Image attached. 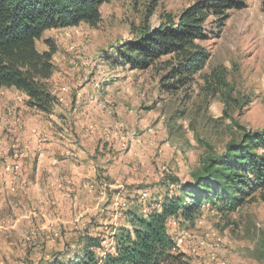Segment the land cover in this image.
I'll return each mask as SVG.
<instances>
[{
    "label": "rangeland",
    "instance_id": "obj_1",
    "mask_svg": "<svg viewBox=\"0 0 264 264\" xmlns=\"http://www.w3.org/2000/svg\"><path fill=\"white\" fill-rule=\"evenodd\" d=\"M201 1L204 0H107L100 7L101 19L95 27L80 24L43 33L36 47L39 52L48 50L49 44L56 49L53 63L58 77L51 92L56 91L57 103L63 102L64 96L71 100L67 119L72 114L112 120L110 132L126 147L125 153L132 150L127 157L132 161L125 166L136 172L132 182L121 184L119 189L110 186L105 198L99 196L89 220L85 216L74 224L77 231L63 230V225L51 229L53 219L46 216L50 234L45 238L38 236L39 230L22 232L28 230L25 224L32 223L31 218L22 220L19 226L15 220H1L4 224L0 231L19 227L20 234L0 235V264H48L76 250L82 233L103 239L102 246L110 249L109 228L123 223L124 212L139 200L140 194L148 192L149 203L161 200L176 189L163 185L168 180H191L203 160L222 154L225 145L237 138L242 129L254 132L264 128V17L260 0H246V7L229 13L221 26L212 24L213 18L207 20L211 34L202 44L208 54L207 62L201 72L185 84H176L173 90L164 87L178 80L168 79L170 57L161 58L144 71H131L128 66L115 68L103 59L114 52L116 45L134 39L142 28H158L166 17L176 21L184 10ZM85 91H89L88 95ZM7 94L5 98L21 102L14 92ZM62 114L53 116L56 128L59 127L54 122L64 118ZM126 134L138 142L122 141L121 136ZM4 136L10 141L6 145L2 144ZM15 139L11 130L0 134V181L5 180L4 176L17 180L23 174L26 150L24 158L17 161V174L3 170L11 156L5 151L7 157L2 159V149L22 148ZM136 150L143 155L138 157ZM141 162L139 173L136 163ZM136 174L140 177L135 181ZM103 183L107 182L103 181L102 186ZM16 198L22 204L16 203L18 207L24 208L26 201ZM5 200L14 204L13 196ZM137 206L143 207L142 203ZM5 217L6 213H0V218ZM97 218L109 220L100 225L94 223ZM172 226L175 234L183 238L179 250L189 255L184 264H264V202L257 195L232 213H219L204 205L192 224L180 219ZM98 228L101 229L95 231ZM19 239L38 244L33 247L35 250L26 245L23 250ZM2 243L6 245L2 247Z\"/></svg>",
    "mask_w": 264,
    "mask_h": 264
},
{
    "label": "trees",
    "instance_id": "obj_2",
    "mask_svg": "<svg viewBox=\"0 0 264 264\" xmlns=\"http://www.w3.org/2000/svg\"><path fill=\"white\" fill-rule=\"evenodd\" d=\"M107 0H0V92L14 89L25 105L50 116L57 98L49 83L56 49L43 52L36 44L43 33L86 24L95 27L100 7ZM246 0H204L187 8L174 21L166 17L158 28H142L134 39L116 45L103 59L112 67L131 71L149 69L163 57H170V91L204 68L208 54L202 44L211 32L207 20L221 26L229 13L246 7ZM264 17V0H260ZM48 44V43H47ZM181 183L172 178L163 185L176 186L161 200L133 202L124 212L127 228L115 229L110 249L99 237L82 236L76 250L48 264H184L185 255L175 247L173 223L182 219L192 224L204 205L219 213H232L256 195L264 202V128L241 131L220 155L206 157L198 172ZM173 189V188H172ZM148 201V206L145 203ZM142 203V208L137 204Z\"/></svg>",
    "mask_w": 264,
    "mask_h": 264
},
{
    "label": "crops",
    "instance_id": "obj_3",
    "mask_svg": "<svg viewBox=\"0 0 264 264\" xmlns=\"http://www.w3.org/2000/svg\"><path fill=\"white\" fill-rule=\"evenodd\" d=\"M61 62L63 64L65 61ZM53 65L54 73L49 81L50 85H54L58 77L56 66L54 63ZM9 92L19 95L21 102L5 98V94L8 95ZM87 93L89 91L84 92L88 95ZM54 95L56 96V91ZM84 98L87 96L84 95ZM25 101V97L14 89H3L0 92V132L11 130L17 136L15 142L20 143L21 149L27 152L26 160L23 162V174L17 180L4 176L1 169L5 180L0 181V213H6L7 217L0 218V220H15L18 224L24 219L31 218L29 222L32 223L25 224V229L28 228V230L22 232L39 230L41 233L38 236L42 235L45 238L48 233L50 234V229L46 227L48 223L46 216L53 219L51 229L63 225V230L77 231L78 227L74 224L80 218L83 220L85 216L88 221L93 211L96 210L103 181L115 189L122 188L123 183L127 185V182H132V175L135 174L136 169L125 166V163L132 161L131 158L127 159L132 150L125 153L126 147L120 144L116 136L110 132L113 125L112 120L106 117L93 119L88 116L83 117L84 115L72 116L70 114L71 118L67 119L66 113L71 103L67 96L63 97V102H59L53 114L48 117L29 109ZM57 112H63L62 115H64V118L61 116L54 122L59 128H56L52 121ZM4 139L2 140L3 145H6L7 141L10 142L6 136ZM7 148L6 146L2 149V159L7 157L5 151L10 153V148L8 150ZM136 151V155L139 154L138 157L143 155L141 151ZM138 165H142V162L136 163L137 172L140 173L142 168ZM135 176L136 181L139 174ZM18 191L21 193L17 194ZM9 196H13L14 204L10 201L6 202L5 199ZM17 196L26 201L22 209L16 204L22 205L17 200ZM157 199L160 200V198ZM26 206L27 209H25ZM94 214L97 215L98 212ZM104 215L107 216V214ZM108 220L109 218L103 222V219L97 218L94 223L105 225ZM122 222L124 224L115 226L127 228L124 218ZM109 223L111 224L112 220ZM18 228L0 231V235L4 237L20 234ZM117 228L110 227L109 229L113 234ZM99 229L101 228L95 231ZM175 231L174 227L170 234H175ZM84 235L81 234V236ZM19 241L24 244L23 250L25 245L29 250H35L33 247L38 244V242H26L23 239ZM109 243H112L111 238H109ZM1 245L3 247L6 243ZM179 251L185 255V259L189 258L187 252Z\"/></svg>",
    "mask_w": 264,
    "mask_h": 264
},
{
    "label": "built area",
    "instance_id": "obj_4",
    "mask_svg": "<svg viewBox=\"0 0 264 264\" xmlns=\"http://www.w3.org/2000/svg\"><path fill=\"white\" fill-rule=\"evenodd\" d=\"M119 127H121V125H119ZM121 140L124 141V140H128L130 142L132 141H135V142H138L133 135H130V134H126L125 136H121ZM10 156H11V160H6L5 161V165H4V171L6 173H9V174H17L20 170V166L19 164L17 163L18 160L24 158L25 156V151L20 149V148H17L16 146H11L10 148ZM110 186L107 184V183H103V186H102V189H101V194L100 196L105 198V192L107 189H109ZM147 198V193L146 192H143L142 194H140V197H139V200L143 201ZM4 223L0 220V229L2 228L1 226L3 225ZM104 243V242H103ZM174 244H175V247L177 249L180 248V246L183 244V238L181 236H177L175 237V240H174ZM109 246V245H108ZM107 249V247H105Z\"/></svg>",
    "mask_w": 264,
    "mask_h": 264
}]
</instances>
